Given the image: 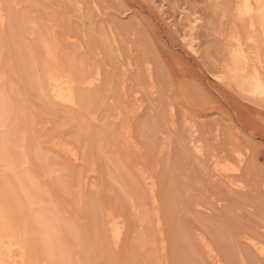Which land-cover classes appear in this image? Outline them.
<instances>
[{
  "label": "rangeland",
  "instance_id": "374dc122",
  "mask_svg": "<svg viewBox=\"0 0 264 264\" xmlns=\"http://www.w3.org/2000/svg\"><path fill=\"white\" fill-rule=\"evenodd\" d=\"M61 1L0 0L7 15L0 29V98L8 113L0 133L10 129L14 135L12 173L27 176L60 225L73 228V234H62L75 259L214 264L200 241L204 236L221 264H264L250 244L264 242V145L250 137H264V117L247 107L264 108L214 77L223 69L230 34L245 32L234 17V0H77L81 14L74 11L76 0ZM183 12L201 18L198 54L185 46ZM40 36L53 40V57L44 54ZM54 58L78 77L100 71L93 90L81 86L87 102L75 111L38 89L40 61ZM127 62L130 71L122 66ZM176 71L184 73L181 85ZM135 95L146 105L136 114ZM236 118L249 133H239ZM123 128L130 129L128 142L120 137ZM192 139L204 148L203 165L187 149ZM52 140L77 146L79 161ZM210 158L239 165L236 177L244 189L232 191L213 176L204 164ZM91 164L94 172L88 171ZM135 164L155 182L165 254ZM107 210L125 222L118 248L103 229Z\"/></svg>",
  "mask_w": 264,
  "mask_h": 264
},
{
  "label": "bare ground",
  "instance_id": "6f19581e",
  "mask_svg": "<svg viewBox=\"0 0 264 264\" xmlns=\"http://www.w3.org/2000/svg\"><path fill=\"white\" fill-rule=\"evenodd\" d=\"M79 2H74L73 6L76 10L73 9L74 7L72 8L75 12L77 11L76 14L82 13L81 10L83 8L80 7L81 4ZM4 9L5 8L3 7V10ZM3 10L0 7V29L2 30L5 22V16H7H4L2 12ZM232 10L235 19L242 24L245 32L243 31L244 33H242L240 31H235L230 34L227 48L225 47L227 55L226 59H224L225 63L223 62V69L214 73V77L219 83L231 88L232 90L237 91L242 97L264 108V0H234ZM184 16V24L188 27V36L186 39H184L185 46L192 53L198 54L195 31L199 26L201 18L197 15L193 16L190 14H184ZM39 41L41 43L40 46L42 47L47 58H50L51 56L53 57L54 53L56 52V46H54L53 40L52 42H49L44 37L40 36ZM73 45L75 44L73 43ZM62 54L59 55L62 56ZM66 55H68V53ZM40 63L41 74L39 76V79H37V81H39L37 82V86H39L38 89H41L42 94L45 93L52 102H55V104L58 103L60 104V106L63 105L68 108H73V111L76 110L78 104L82 103L83 106V103L87 102V98L85 99L83 97L85 95L81 94L83 90L80 93L82 96L79 94L81 86L83 85L85 87L94 89V86L97 85L96 83L101 77L99 70L95 71L94 73L91 72L89 74L83 75L84 77L75 76L71 73L72 70L70 72L67 69H63L59 65L60 63L57 62L56 58L52 60L43 59L40 61ZM122 66L125 67V70L130 71V62H127V64L123 63ZM183 75L184 73L176 71L175 77L180 85L181 80L183 79ZM85 87L83 89H85ZM181 87L183 86H180V88ZM88 88L86 89L88 90ZM148 93L150 92L148 91ZM146 97L147 96H145V98ZM4 99L5 98H0V127L3 126L6 130L5 124L7 121L8 113L5 103L6 101ZM134 103V105H132L134 106V108L132 109L133 113L138 112L143 108V106H146L143 104L142 99L138 97L135 98ZM247 109L251 112L250 114H253V116L255 117H264V112H261V110H255L251 107H247ZM87 114H89V112ZM238 118L234 119V122L235 126L240 131L239 133H249L250 131L247 129L246 125H244L243 122ZM90 119L91 121H93L94 117H90ZM15 125L18 126L19 124L15 123ZM129 130L123 128L122 136L120 135V137H123L122 139H124L125 142L129 141ZM194 130L195 129H193V132ZM250 135L253 140L264 145L263 136H258L251 132ZM13 137L14 135H12V130L10 129L9 131L7 130L0 133V164L4 166L0 173V264H79V262L75 259L71 249L68 248L62 234L63 230H66V232H71V234H73V228L66 224L60 225L58 216L51 208L47 207L44 204V201L40 197L36 195V186L30 179L27 178V176H24V174L20 172L12 173L11 170L14 169H12L13 161L11 159V152H13V149L16 148V146L11 143ZM166 139H169V137ZM58 140H52V145L58 148L64 154H67L70 157L71 161H79L81 155L78 156V153L76 151V148L78 147L76 146L75 148L74 145H72L73 143L70 144ZM196 140L192 139L190 141V148L188 147L187 149H189L191 151V155L199 159L203 165L204 160L202 159V156L204 154V148L200 144H197ZM240 159L242 162V158ZM210 160V162L204 164L207 166V168H209V171L213 176L217 177L221 181L223 180L225 184L231 188V190L233 189L239 191L241 189H244L243 183H241L239 181V178L237 179L236 177L238 172L240 171L239 165L220 161L216 158H210ZM135 166L138 175L143 181V185H145L146 190L148 191V198H150V205H152L151 213L155 217V228H157L158 231V244L160 243L159 247L161 250L158 251L165 254L164 252L166 247L163 237L161 236L162 224L156 203L157 192L155 188V182L153 180V177L144 170L146 169L145 167L144 169L141 165L140 167H138V164H135ZM88 171H95L93 164L90 165ZM262 182V189L264 191V180ZM147 193L146 195H148ZM102 211H104V209ZM102 225L104 226L103 229L106 232L107 238L109 239L111 245L117 248L118 246L120 247L119 244L122 242V239L123 237H125L124 235L127 232H125L124 220L120 216L116 215V213L113 214L111 211L107 210L104 212ZM203 237H200V241L204 245V248L207 252V258L209 257L214 262V264H221L220 260L218 261V259H216V255L210 247L211 244L209 245L210 242L208 241V243L206 241L207 239H204ZM250 244L258 253V255H260L264 259V242L250 240Z\"/></svg>",
  "mask_w": 264,
  "mask_h": 264
}]
</instances>
